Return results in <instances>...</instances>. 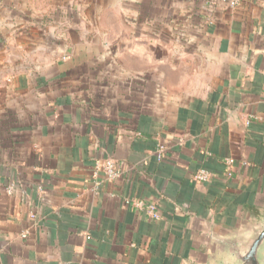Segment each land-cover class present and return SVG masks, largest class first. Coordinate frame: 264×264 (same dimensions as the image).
<instances>
[{"label":"crops","instance_id":"obj_1","mask_svg":"<svg viewBox=\"0 0 264 264\" xmlns=\"http://www.w3.org/2000/svg\"><path fill=\"white\" fill-rule=\"evenodd\" d=\"M263 217L264 0H0V264H207Z\"/></svg>","mask_w":264,"mask_h":264},{"label":"water","instance_id":"obj_2","mask_svg":"<svg viewBox=\"0 0 264 264\" xmlns=\"http://www.w3.org/2000/svg\"><path fill=\"white\" fill-rule=\"evenodd\" d=\"M207 264H264V217L257 223L212 239Z\"/></svg>","mask_w":264,"mask_h":264},{"label":"built area","instance_id":"obj_3","mask_svg":"<svg viewBox=\"0 0 264 264\" xmlns=\"http://www.w3.org/2000/svg\"><path fill=\"white\" fill-rule=\"evenodd\" d=\"M244 0H227V5L231 9H235L241 5V3ZM234 165V161L232 159H227L225 161V167H226V175L227 177L232 176L231 169ZM103 172L105 174V177L107 180H114L118 177L119 173L115 167V165L111 162L108 161L103 165ZM211 177V174L208 170L201 168L197 170L193 176L192 180L194 182H207ZM136 207H139L141 209H144L145 212L148 214V216L154 220H157L159 218V214L153 204H147L144 205L142 202H138L135 204Z\"/></svg>","mask_w":264,"mask_h":264}]
</instances>
